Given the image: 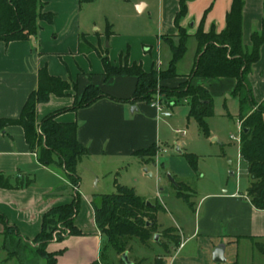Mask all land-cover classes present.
Wrapping results in <instances>:
<instances>
[{"label": "crops", "instance_id": "crops-1", "mask_svg": "<svg viewBox=\"0 0 264 264\" xmlns=\"http://www.w3.org/2000/svg\"><path fill=\"white\" fill-rule=\"evenodd\" d=\"M42 1L43 10L54 14L51 22L40 21L38 33L29 39L0 41V117L20 116L29 95L38 88L42 68L73 84L68 95H51L48 102L38 105L37 123L56 111H59L58 121L78 123L77 137L90 153L78 165L84 181L83 198L81 180L80 207L74 224L83 233L52 241L47 250L61 251L56 264H92L101 262L103 247L93 204L95 195L107 191L100 188V176L106 171H116L114 185L118 189L121 169L126 167L125 162L133 161L137 150L156 146L154 161L150 160L153 162L161 150L159 112L162 110L152 102L118 100L133 96L137 77L106 78L101 55L106 53L114 65L138 62L146 71L166 68L172 58L169 37L177 39L175 17L180 0ZM232 3L233 0H187V14L181 20L189 35L187 43L196 40L202 20L204 31L212 28L218 33L223 31ZM146 12L150 14L149 19L142 17ZM153 13H156V22L152 20ZM148 20L152 22L151 27ZM263 20L264 0H245L243 43L246 46L251 45L252 32L262 28ZM193 48V54L186 57L190 52L187 45L185 55L177 63L181 75L165 80V84L176 86L193 70L197 40ZM249 80L255 99L264 104V44ZM193 83L204 85L212 95H225L232 93L237 80L195 77ZM91 84L99 86L108 96L83 108L62 110L72 106L76 96ZM182 99L188 101L186 97ZM137 158L142 167L148 163ZM0 175L9 178L11 183L9 187H0V211L10 225L17 227L22 242L29 243L41 231L45 212L74 199L75 187L65 171L55 164H41L37 152L26 140L24 128L18 124L7 126L0 133ZM92 177L96 179L94 187L88 186V178ZM123 177L122 181L128 182V176ZM196 210L194 225L182 226L181 243L164 257L166 264H217L213 251L221 244L225 245L226 257L222 262H226L240 239L264 241V209L256 208L247 192L228 189L206 192ZM4 230L5 225L0 222L2 248ZM3 260L7 263L12 258L6 256Z\"/></svg>", "mask_w": 264, "mask_h": 264}, {"label": "trees", "instance_id": "trees-1", "mask_svg": "<svg viewBox=\"0 0 264 264\" xmlns=\"http://www.w3.org/2000/svg\"><path fill=\"white\" fill-rule=\"evenodd\" d=\"M82 2L92 0H81ZM245 0H233L231 9L226 16V27L221 32L214 28L206 32L203 20L195 34L197 40V58L193 70L176 86H169L165 80L179 77L177 63L187 51L189 35L182 27L181 20L187 14V0H180V8L175 17L178 29L177 39L169 37L172 58L164 69L144 70L141 63L114 65L109 56L101 55L106 78L117 75H132L137 77V84L130 99L120 101L152 102L158 94L161 100H169L170 104L179 98H188L190 110L188 117L195 118L203 131L209 134L207 118L214 114L213 97L207 87L195 85V77H234L236 86L231 95L237 96L240 102L239 120L241 121L240 156L247 163L251 183L247 189L252 204L258 209H264V104L255 99L249 74L253 65L260 58V49L264 44V20L262 28L251 35V45L243 43V9ZM42 0H0V41L29 39L40 29V21L51 22L54 14L43 10ZM206 14V13H205ZM73 88L70 80L51 75L46 68L39 70V85L28 97L18 118L0 117V133L9 125H21L25 131L30 148L37 152L41 164L57 165L67 174L75 187L74 199L71 203L55 206L45 212L42 229L28 245H31L47 264H56L61 251L49 252L47 245L53 240V232L59 224L67 229V235H58L61 241L69 235H80L83 232L74 224V219L80 207L79 186L81 177L78 165L89 150L78 137L77 122H60L57 120L59 111L46 115L37 123V107L48 102L51 95L65 96ZM108 96L99 86L88 85L80 96H76L72 106L62 110L79 109L91 105L98 99ZM156 146L137 150L134 155L149 162L154 161ZM189 161L195 167L198 156L188 154ZM178 188L186 187L183 182H177ZM11 186L10 179L0 175V187ZM178 196L188 198L178 191ZM99 202L93 200L95 221L103 236V246L112 247L117 254L122 255L128 250L132 237H138L147 242L157 231V206H149L145 199L133 187L119 185L116 192L100 195ZM0 222L5 225L3 248L9 250L8 243L22 236L15 225H10L7 217L0 211ZM150 222V224H148ZM166 234L177 245L181 243L179 235L167 230ZM105 241V243H104ZM13 252V253H12ZM9 258L18 256L20 264H25L21 254L10 251ZM121 261L123 262L122 258ZM92 264H102L94 262ZM125 264V263H124ZM132 264H145L144 261ZM154 264H166L164 257L157 258Z\"/></svg>", "mask_w": 264, "mask_h": 264}, {"label": "rangeland", "instance_id": "rangeland-1", "mask_svg": "<svg viewBox=\"0 0 264 264\" xmlns=\"http://www.w3.org/2000/svg\"><path fill=\"white\" fill-rule=\"evenodd\" d=\"M249 9L251 10V2ZM142 17L149 19V12ZM156 18V13H153L152 20L156 22ZM148 23L151 27L152 22L148 20ZM187 45L190 52L186 57H189L188 55L193 54L196 40H190ZM185 59L184 63H187L188 58ZM212 97L214 114L207 118L209 134L203 131L195 118L188 117L190 106L187 100L181 98L177 104L168 107L171 104L164 98L163 107L167 108L159 112L161 150L157 154L156 161H150L142 167L138 158L133 156V161L130 164L125 162L126 167L121 169V178H117L119 185L133 187L146 202L158 207L157 231L153 236L147 242L141 241L138 237L130 239L127 252L132 262L143 260L145 264H154L157 258L172 253L177 246L176 242L166 234L167 230L181 236L182 226L186 224L193 226L197 206L206 192L226 189L247 192L251 178L247 163L240 156L239 99L231 93L212 95ZM166 110L170 111L169 116L163 113ZM178 146L181 151L177 150ZM188 154L198 156L195 167L189 161ZM145 168L147 171L144 170ZM79 169L78 173L81 177L82 173ZM231 172L234 174L232 175ZM125 174L128 176V182L122 181L125 180L123 177ZM169 174L175 178V182ZM100 179V188H106L105 193L117 191L114 185L116 171H106ZM81 180L80 193L83 198V177ZM95 180L93 177L88 178V186L94 187ZM179 181L187 186L178 188L176 184ZM179 189L188 200L178 196ZM95 198L94 200L99 202L101 196L95 195ZM56 230L57 226L54 231ZM157 234L158 240L155 239ZM12 238L8 243L9 250L0 246V264H20L18 256L11 257L12 261L7 263L3 260L10 251L19 252L25 264H47L45 258L31 245L25 241L20 242L18 238ZM101 263L124 264L121 255L112 247L106 246L102 247ZM216 263L264 264V241L242 238L236 243L232 257L229 256L226 262Z\"/></svg>", "mask_w": 264, "mask_h": 264}, {"label": "water", "instance_id": "water-1", "mask_svg": "<svg viewBox=\"0 0 264 264\" xmlns=\"http://www.w3.org/2000/svg\"><path fill=\"white\" fill-rule=\"evenodd\" d=\"M216 140V139H214ZM177 150L178 151H181V149L179 147H177ZM231 174H233V172H231ZM170 178L175 182V178L171 177V175L169 174ZM147 204L149 206H152L151 203L147 202ZM148 224H150V222H148ZM158 234L155 236V239L158 240ZM121 258L123 260V262L125 264H132L133 262L129 259L128 257V252L125 251L122 253L121 255ZM213 259L214 261H217V262H222V261H225L226 260V257H225V245L224 244H221L219 246H217L215 248V250L213 251Z\"/></svg>", "mask_w": 264, "mask_h": 264}, {"label": "built area", "instance_id": "built-area-1", "mask_svg": "<svg viewBox=\"0 0 264 264\" xmlns=\"http://www.w3.org/2000/svg\"><path fill=\"white\" fill-rule=\"evenodd\" d=\"M153 105H156L160 110L163 109V100H161V95L158 94L157 97L152 101ZM165 115H170L169 111H165L164 112ZM68 230L67 229H63L62 226L59 224L57 226V230L53 232V240L52 241H58V235L62 234V235H67Z\"/></svg>", "mask_w": 264, "mask_h": 264}]
</instances>
